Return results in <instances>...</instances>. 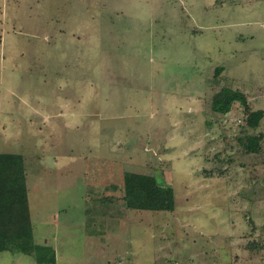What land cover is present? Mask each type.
<instances>
[{
    "label": "rangeland",
    "instance_id": "1",
    "mask_svg": "<svg viewBox=\"0 0 264 264\" xmlns=\"http://www.w3.org/2000/svg\"><path fill=\"white\" fill-rule=\"evenodd\" d=\"M0 2V153L35 242L0 264H264V0ZM222 87L246 104L213 110ZM131 171L174 209L128 207Z\"/></svg>",
    "mask_w": 264,
    "mask_h": 264
},
{
    "label": "trees",
    "instance_id": "2",
    "mask_svg": "<svg viewBox=\"0 0 264 264\" xmlns=\"http://www.w3.org/2000/svg\"><path fill=\"white\" fill-rule=\"evenodd\" d=\"M223 67L215 70L217 78ZM213 110L226 113L235 101L246 104L240 90L222 87L212 99ZM263 116L262 110L250 112L247 125L256 127ZM260 137L248 136L245 146L248 151L257 152ZM128 207L138 210H173L174 191L161 185L154 175L143 172H126L124 194ZM35 242L28 201L25 158L21 153H0V253L22 252L33 255Z\"/></svg>",
    "mask_w": 264,
    "mask_h": 264
},
{
    "label": "crops",
    "instance_id": "3",
    "mask_svg": "<svg viewBox=\"0 0 264 264\" xmlns=\"http://www.w3.org/2000/svg\"><path fill=\"white\" fill-rule=\"evenodd\" d=\"M0 14H1V2H0Z\"/></svg>",
    "mask_w": 264,
    "mask_h": 264
}]
</instances>
